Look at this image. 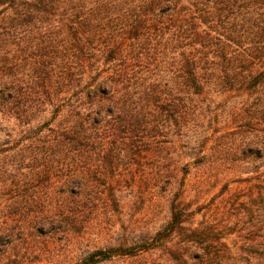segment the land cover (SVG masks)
Instances as JSON below:
<instances>
[{"label":"trees","instance_id":"1","mask_svg":"<svg viewBox=\"0 0 264 264\" xmlns=\"http://www.w3.org/2000/svg\"><path fill=\"white\" fill-rule=\"evenodd\" d=\"M7 145L29 153L36 175L44 167L74 215L97 193L100 166L106 185L141 157L171 186L184 160L208 163L232 177L208 205L220 201L222 228H192L194 213L173 205L155 241L189 243L171 249L180 264H264V0H0ZM13 159L20 170L24 155ZM68 220L38 230L78 225ZM230 235L236 255L221 241ZM130 252L98 250L83 264Z\"/></svg>","mask_w":264,"mask_h":264},{"label":"rangeland","instance_id":"2","mask_svg":"<svg viewBox=\"0 0 264 264\" xmlns=\"http://www.w3.org/2000/svg\"><path fill=\"white\" fill-rule=\"evenodd\" d=\"M225 124L221 118L215 123L222 130L220 134L229 131V123ZM18 153L24 155L20 170L18 160L13 159ZM189 162L193 161L184 160L189 166L171 186L141 157L130 162L120 178L111 175L106 185L100 166L95 177L97 193L85 195V210L74 215L72 200L57 195V184H50L43 166L36 175L27 151L14 145L0 148V264H83L95 251L119 247L132 254L98 264H180L170 254L171 249L189 243H179L178 237L155 241L156 233L171 221L173 205L194 213L189 220L192 228L200 227L201 221L222 228L220 201L208 205L232 179L216 175L208 163L198 167ZM238 186L232 183L225 198ZM48 218L69 219L78 225H65L54 232L38 230L39 222ZM221 241L236 255L237 235Z\"/></svg>","mask_w":264,"mask_h":264}]
</instances>
